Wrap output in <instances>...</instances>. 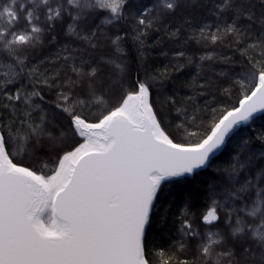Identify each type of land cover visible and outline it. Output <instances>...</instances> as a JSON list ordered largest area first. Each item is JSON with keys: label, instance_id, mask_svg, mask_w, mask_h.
<instances>
[{"label": "snow or ice", "instance_id": "1", "mask_svg": "<svg viewBox=\"0 0 264 264\" xmlns=\"http://www.w3.org/2000/svg\"><path fill=\"white\" fill-rule=\"evenodd\" d=\"M0 264H264V0H0Z\"/></svg>", "mask_w": 264, "mask_h": 264}]
</instances>
